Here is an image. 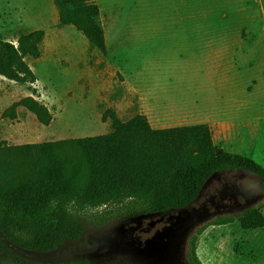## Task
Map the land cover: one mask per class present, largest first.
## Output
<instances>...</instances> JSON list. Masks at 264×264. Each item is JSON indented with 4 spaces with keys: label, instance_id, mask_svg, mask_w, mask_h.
<instances>
[{
    "label": "rangeland",
    "instance_id": "1",
    "mask_svg": "<svg viewBox=\"0 0 264 264\" xmlns=\"http://www.w3.org/2000/svg\"><path fill=\"white\" fill-rule=\"evenodd\" d=\"M91 1L101 8L105 54L59 23L53 0H0V40L17 43L23 33L45 31L41 56L26 58L35 83L0 75V144L105 134L111 122L102 116L113 108L123 120L144 113L154 128L207 123L218 146L264 166V0ZM121 10L128 14L118 43ZM190 26L196 28L181 30ZM26 96L49 109V125L22 106L15 119L2 117ZM263 184L243 170L217 173L187 208L88 218L78 239L47 252L31 247L35 232H14L8 247L0 242V264H190L188 244L198 228L251 207L264 215ZM197 253L203 264H264V227L209 225Z\"/></svg>",
    "mask_w": 264,
    "mask_h": 264
},
{
    "label": "trees",
    "instance_id": "2",
    "mask_svg": "<svg viewBox=\"0 0 264 264\" xmlns=\"http://www.w3.org/2000/svg\"><path fill=\"white\" fill-rule=\"evenodd\" d=\"M53 1L61 25L74 26L93 47L107 52L97 2ZM44 37L45 31L36 29L21 34L17 43L0 40V75L20 84L35 83L36 75L26 58L41 56ZM20 106L44 125L53 119L33 96L14 102L2 117L15 119ZM102 118L111 122L105 134L0 144L3 245L5 240L13 241L14 232L25 230L36 233L31 244L34 250L51 251L78 239L88 218L105 221L187 208L217 173L243 170L264 178V166L251 156L218 146L207 123L154 128L144 113L123 120L113 108L106 109ZM235 222L244 229L264 227L261 207L222 215L198 228L189 240V263L203 264L197 246L207 226ZM58 264L91 263L74 259Z\"/></svg>",
    "mask_w": 264,
    "mask_h": 264
},
{
    "label": "crops",
    "instance_id": "3",
    "mask_svg": "<svg viewBox=\"0 0 264 264\" xmlns=\"http://www.w3.org/2000/svg\"><path fill=\"white\" fill-rule=\"evenodd\" d=\"M101 9V8H100ZM126 14H128L127 12H123L122 10L121 11H119L117 14H116V16H115V24H116V22L118 21V25L116 26L115 25V28H114V33H115V38L117 39V42L118 43H120V40L123 38L122 37V35H123V33H125V32H123L124 31V27H125V25H124V27H122L120 24H122L120 21H124V23H125V19H126ZM102 16V15H101ZM104 25V24H103ZM194 28H196V26H190V27H183L181 30L182 31H186L187 29H194ZM105 29V28H104ZM105 36H106V32H105ZM221 118H223V113H218L217 114V119H218V121L219 120H221L220 122H222L223 123V119H221ZM150 121V120H149ZM150 123H151V121H150ZM154 127V126H153ZM155 127H159L158 125H156ZM222 147H224V146H222ZM225 148V147H224ZM229 151H232V150H229ZM232 152H236V153H238L237 151H232Z\"/></svg>",
    "mask_w": 264,
    "mask_h": 264
}]
</instances>
